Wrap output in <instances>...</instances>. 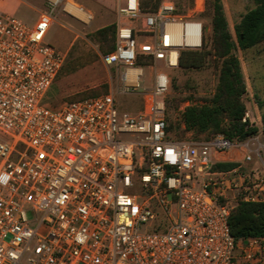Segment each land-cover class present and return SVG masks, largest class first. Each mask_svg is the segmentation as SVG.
<instances>
[{
	"label": "built area",
	"instance_id": "built-area-1",
	"mask_svg": "<svg viewBox=\"0 0 264 264\" xmlns=\"http://www.w3.org/2000/svg\"><path fill=\"white\" fill-rule=\"evenodd\" d=\"M44 1L33 25L0 12V264H264V236L236 241L228 223L237 202H264L259 150L167 131L169 72L205 42L202 1L121 0L102 55L115 91L59 105L46 99L65 60L45 41L54 10L92 16L74 0ZM115 94H139L143 108L121 110Z\"/></svg>",
	"mask_w": 264,
	"mask_h": 264
},
{
	"label": "rangeland",
	"instance_id": "rangeland-1",
	"mask_svg": "<svg viewBox=\"0 0 264 264\" xmlns=\"http://www.w3.org/2000/svg\"><path fill=\"white\" fill-rule=\"evenodd\" d=\"M92 16L90 23L84 24L66 14L54 10V20L50 26L45 41L55 46L65 55L64 64L47 93V101L51 105H59L63 101L95 96L115 91L118 84L116 70L107 66L102 55L113 43L111 36L103 38L96 35L100 28L115 25L119 21L118 7L121 0H74ZM146 0H141V5ZM180 8L193 7V0H173ZM201 11L196 15L207 28L205 42L201 49L211 50L207 61L201 67L175 68L171 70V85L166 97V119L168 124L177 125L179 113L188 105H203L209 103L214 93L218 78L217 60L212 50L211 15L212 1L201 0ZM229 31L236 41L235 25L241 16L255 6V0H220ZM0 7L7 14L15 15L28 25H33L40 12L47 9L44 0H26V3L14 7L13 0H0ZM14 7V8H13ZM147 38L139 37V41ZM235 56L239 60L244 78L246 92L242 96L248 113V121L254 124L258 131L245 141L251 149H258L264 158V139L262 134L261 113L264 112V42L247 49L236 48ZM145 78L149 70L145 69ZM150 86L145 80L143 87ZM117 105L121 110L136 112L140 109L139 94H115ZM170 102V106L168 105ZM175 106H177L175 108ZM171 135L174 129L169 132ZM205 134L200 135V137ZM191 132L184 139L194 140ZM167 220H156L154 226H166Z\"/></svg>",
	"mask_w": 264,
	"mask_h": 264
},
{
	"label": "trees",
	"instance_id": "trees-1",
	"mask_svg": "<svg viewBox=\"0 0 264 264\" xmlns=\"http://www.w3.org/2000/svg\"><path fill=\"white\" fill-rule=\"evenodd\" d=\"M160 0H146L141 5L143 10H153ZM115 25H109L96 31V35L106 38L111 36L112 44L106 53L115 46ZM212 50L217 60L218 78L214 93L209 103L203 105H188L179 113L177 125L168 124L167 131L174 129L170 137L183 140L187 132L196 137L194 140H208L216 134H223L230 140H243L258 131L248 120L242 121L246 106L242 96L246 92L244 78L238 58L234 54L236 48L247 49L264 42V0H255V6L246 11L235 25L236 41L229 31L220 0L212 1L211 15ZM211 50H183L180 53L179 67H201L208 59ZM107 93V92H105ZM96 96V95H95ZM86 96L78 99L80 100ZM170 106V102H168ZM177 106H175L176 108ZM143 108L141 99L140 109ZM262 134L264 139V112L261 113ZM205 136L200 137V135ZM233 164L219 162L218 169L230 168ZM231 235L236 241L246 237L264 236V202H237L231 209L228 218ZM157 228H164L158 227Z\"/></svg>",
	"mask_w": 264,
	"mask_h": 264
},
{
	"label": "crops",
	"instance_id": "crops-1",
	"mask_svg": "<svg viewBox=\"0 0 264 264\" xmlns=\"http://www.w3.org/2000/svg\"><path fill=\"white\" fill-rule=\"evenodd\" d=\"M13 2H14V7H15V6H17V5H20V4H23V3H26V0H13ZM14 7H13V8H14ZM0 12L5 13V12H4V8L0 7Z\"/></svg>",
	"mask_w": 264,
	"mask_h": 264
}]
</instances>
